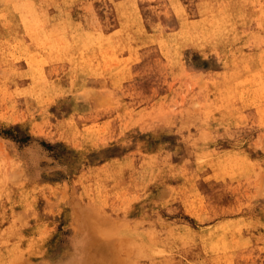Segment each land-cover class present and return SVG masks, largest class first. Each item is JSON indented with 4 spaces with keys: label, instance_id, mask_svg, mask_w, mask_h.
<instances>
[{
    "label": "rangeland",
    "instance_id": "1",
    "mask_svg": "<svg viewBox=\"0 0 264 264\" xmlns=\"http://www.w3.org/2000/svg\"><path fill=\"white\" fill-rule=\"evenodd\" d=\"M26 1L0 0V264H264V0Z\"/></svg>",
    "mask_w": 264,
    "mask_h": 264
},
{
    "label": "bare ground",
    "instance_id": "2",
    "mask_svg": "<svg viewBox=\"0 0 264 264\" xmlns=\"http://www.w3.org/2000/svg\"><path fill=\"white\" fill-rule=\"evenodd\" d=\"M70 1V0H69ZM27 2L28 1H26V0H24V1H22V0H19V5L21 6L22 5V3L25 5V7H23V9L24 8H28L29 10H31V12H32V10L33 11H35L34 10V6H32V4L31 5H27ZM36 2V1H35ZM65 2H66V0H44V4L46 3L47 5H48V9H50V11L51 12H66L67 11V6H66V4H65ZM26 3V4H25ZM30 3H32V1L30 2ZM86 3V2H85ZM35 4V3H34ZM69 4V3H68ZM70 5V4H69ZM84 5V4H83ZM88 5V4H87ZM71 6V5H70ZM81 6V5H80ZM79 6V7H80ZM85 7V6H84ZM17 8H18V5H17ZM71 8V7H70ZM74 9V8H73ZM25 10V9H24ZM22 11V12H25V11ZM47 10V9H46ZM15 11V10H14ZM48 11V10H47ZM17 12V11H16ZM21 12V13H22ZM28 12V11H27ZM17 13H19V12H17ZM29 13V12H28ZM34 13V12H33ZM66 13H70V14H73V15H75L74 14V12L72 11V10H68ZM35 14V13H34ZM48 14V13H47ZM36 15H39V14H36ZM31 16V15H30ZM35 16V15H34ZM82 16V15H81ZM32 18H33V15L31 16ZM31 17H30V19H31ZM38 17V16H37ZM20 18V17H19ZM38 19V18H37ZM83 19V18H82ZM44 20V19H43ZM34 21V20H33ZM40 21V20H39ZM55 21V20H54ZM58 21V20H57ZM82 21V20H81ZM89 21V20H88ZM30 22V21H29ZM35 22H37V20L36 21H34V23ZM77 22V21H76ZM40 23H42V22H40ZM53 23V22H52ZM73 23V24H72ZM71 24L73 25V26H69L66 30H68V36H69V38H70V41H71V44L73 45V48H74V51H75V53L77 54L76 56H78V55H81V53L83 52V50L85 49V48H87V47H89V46H91V43H92V39H91V34L89 35V34H87L86 32V34L84 35H81V34H79V33H77V30L76 31H73V30H71V28L72 27H74V28H76L75 27V25L74 24H76L74 21L72 22ZM88 23V22H87ZM25 24H27V23H25ZM80 24H81V22H80ZM41 25V24H40ZM54 25V24H53ZM56 25V24H55ZM60 25V24H59ZM85 25H88V24H85ZM29 26V25H28ZM58 26V25H57ZM39 27V26H38ZM41 27V26H40ZM51 27V26H50ZM47 29H50V28H47ZM56 29V28H55ZM59 29V28H58ZM91 29V28H90ZM26 30V29H25ZM37 30V29H36ZM52 30V29H51ZM85 31V30H84ZM88 31V30H87ZM181 31V30H180ZM52 32H54V31H52ZM57 32V31H56ZM59 32V31H58ZM58 32H57V34H58ZM61 32H63V31H61ZM66 32V31H65ZM38 33H40V31L38 30ZM43 34V33H42ZM63 34V33H62ZM65 34V33H64ZM183 34H185V33H183ZM187 34V33H186ZM51 35H53V34H51ZM61 35V34H60ZM59 36V35H58ZM65 36H66V34H65ZM37 37H38V35H37ZM40 37V36H39ZM50 37V36H49ZM53 37V36H52ZM56 37V36H55ZM58 38V37H57ZM62 38V37H61ZM97 38V37H96ZM101 38V37H100ZM41 39V38H40ZM55 39V38H54ZM166 39V38H165ZM67 40V39H66ZM69 40V39H68ZM40 41H42V40H40ZM64 42H65V40H63ZM97 41H98V39H97ZM57 42V41H56ZM93 42H94V39H93ZM101 42V41H100ZM45 43V42H44ZM60 43V42H59ZM59 43H58V45H59ZM69 43V42H68ZM98 43H99V41H98ZM38 44V43H37ZM36 44V45H37ZM54 44V43H53ZM99 44H101V43H99ZM39 45V44H38ZM58 45H56V46H58ZM93 45H95V44H93ZM56 46H54V47H56ZM101 46V45H100ZM60 47H61V45H60ZM64 47V46H63ZM67 47V46H66ZM65 47V48H66ZM70 47V46H69ZM95 47V46H94ZM50 48V47H49ZM57 49V48H56ZM52 50H53V48H52ZM94 51V50H93ZM70 52V51H69ZM49 53H51V52H49ZM58 54V53H57ZM69 55V54H68ZM73 55V54H72ZM93 55H94V53H93ZM70 56H71V53H70ZM60 57V56H59ZM69 57V56H68ZM79 58V57H78ZM69 59V58H68ZM80 59V58H79ZM78 59V60H79ZM81 60V59H80ZM83 60V59H82ZM80 62V61H79ZM76 64V63H75ZM82 65H84V64H81L80 66H82ZM79 66V65H78ZM112 236H114V235H112ZM215 246L216 245H214V248H215ZM212 248V247H211Z\"/></svg>",
    "mask_w": 264,
    "mask_h": 264
}]
</instances>
